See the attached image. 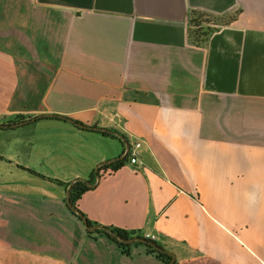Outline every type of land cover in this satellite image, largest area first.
<instances>
[{
    "label": "crops",
    "instance_id": "crops-1",
    "mask_svg": "<svg viewBox=\"0 0 264 264\" xmlns=\"http://www.w3.org/2000/svg\"><path fill=\"white\" fill-rule=\"evenodd\" d=\"M192 12L223 22L200 47ZM45 115L141 144L78 201L94 225L177 264H264V0H0V126ZM115 137L0 129V264H163L67 204L125 155Z\"/></svg>",
    "mask_w": 264,
    "mask_h": 264
},
{
    "label": "trees",
    "instance_id": "trees-1",
    "mask_svg": "<svg viewBox=\"0 0 264 264\" xmlns=\"http://www.w3.org/2000/svg\"><path fill=\"white\" fill-rule=\"evenodd\" d=\"M206 15H208V14H205L204 15V13H199V12H192V14H191V26H192V29L190 31V38H191L192 43L195 46H197V47L202 46L207 40H209V38L211 37V35L218 30V28H219L220 25L223 24V22L221 20H219V23L218 24L215 23L211 27H209V24L210 23L207 22V21H205V20H203V17L206 16ZM226 24H229V22L226 23ZM46 119H49V120H58V121H62L64 123H67L68 120H69V118H66V117H63V116H59V115H52L51 117L41 116V117H38L37 118V120H46ZM22 122H24V120ZM18 123H20V122H18ZM13 124H17V123L16 122L8 123V126H11ZM10 128L11 127H8L7 129H10ZM81 130L84 131L83 129H81ZM100 134L105 135V136H108V137L116 138L115 136H112L111 134H108V133L100 132ZM128 157H129V155H128ZM126 161H127V159L122 160V161H117V162H115V163H113L111 165H107V166L102 167L100 169V171H106L107 172L108 170H111L112 172H116V171H118L120 168H122L125 165ZM91 189L92 188L89 187V186H87L85 183H83V182H77L73 186L72 191H71V201H72V204L75 207L78 208V201L81 199V197L85 193H87ZM78 210L86 217V215L79 208H78ZM71 212H72V210H71ZM72 214L74 216H76L81 221V219L74 212H72ZM88 222H89V224L91 226H96L89 219H88ZM109 229L113 230L116 234H118L123 239H131L132 238L129 233H127L126 231L121 230L119 228L110 227ZM87 233L90 236H92L94 234V233H91L89 231H87ZM97 234H104V235H106L104 232H100V233L98 232ZM106 236L109 239H111L112 241H114L116 244H118L120 247H122L124 249V252L126 254H128V255L130 254V247H132L133 245L124 244V243L120 242L119 240H117L116 238L110 237L108 235H106ZM147 240L152 241L150 239H147ZM152 242H154V241H152ZM137 245H143V246H145L147 248L148 253L151 254V255H155L160 261L163 262V264H170V262L172 261V257L171 256L157 251L152 246H148L146 244H141V243H137ZM157 245L159 247H161L162 249H164L159 244H157ZM174 264H177V263L175 262Z\"/></svg>",
    "mask_w": 264,
    "mask_h": 264
},
{
    "label": "water",
    "instance_id": "water-1",
    "mask_svg": "<svg viewBox=\"0 0 264 264\" xmlns=\"http://www.w3.org/2000/svg\"><path fill=\"white\" fill-rule=\"evenodd\" d=\"M52 115H45V117H51ZM37 120V118H34L32 120H27V121H24V122H20V123H17V124H13L11 126H8V125H2L0 126V128H5L7 129L8 127H11V128H18L20 126H23V125H26V124H29L31 122H35ZM68 122L72 123V124H75L78 128L80 129H84V130H91V131H94V132H103V133H108V134H111V135H114V136H117L118 138H120L126 145V153L125 155H123L122 157L118 158V159H115V160H111L107 163H103V164H100L97 168H96V182L95 183H91V182H87L86 180L84 179H78V180H75L73 181L70 186L68 187V190H67V204L69 206V208L72 210V212H74L82 221V223L84 224L85 228L87 231L91 232V233H100V232H104L106 235L110 236V237H113V238H116L117 240H119L120 242L124 243V244H128V245H131V244H135V243H141V244H146L148 246H152L153 248H155L157 251L161 252V253H164V254H167L169 256L172 257V261L170 262V264H174L175 261H176V257L174 255V253L170 252V251H167V250H164L162 249L161 247H159L155 242H152V241H149L147 240L146 238H131V239H123L122 237H120L118 234H116L113 230L107 228V227H103V226H99V225H96V226H91L88 222V219L78 210L77 207H75L73 204H72V201H71V191H72V188L73 186L77 183V182H83L85 183L87 186L91 187V188H94L96 187L97 183L100 181V175H99V171H100V168L104 167V166H107V165H111L117 161H122V160H125L126 157L128 156L129 154V151H130V146L129 144L125 141V138L120 135L119 133L117 132H113V131H110V130H107V129H104V128H98V127H89V126H85V125H82V124H78V123H75L73 120L69 119Z\"/></svg>",
    "mask_w": 264,
    "mask_h": 264
},
{
    "label": "built area",
    "instance_id": "built-area-1",
    "mask_svg": "<svg viewBox=\"0 0 264 264\" xmlns=\"http://www.w3.org/2000/svg\"><path fill=\"white\" fill-rule=\"evenodd\" d=\"M140 147H141V144H135V146L132 149H130V151H129V155L131 157V163L132 164L138 163V156H139L138 150Z\"/></svg>",
    "mask_w": 264,
    "mask_h": 264
},
{
    "label": "rangeland",
    "instance_id": "rangeland-1",
    "mask_svg": "<svg viewBox=\"0 0 264 264\" xmlns=\"http://www.w3.org/2000/svg\"><path fill=\"white\" fill-rule=\"evenodd\" d=\"M205 15V14H204ZM203 20L209 22V27H211L213 24H218L219 23V20L216 19L214 16H210V15H206L203 17ZM208 24V23H207Z\"/></svg>",
    "mask_w": 264,
    "mask_h": 264
}]
</instances>
